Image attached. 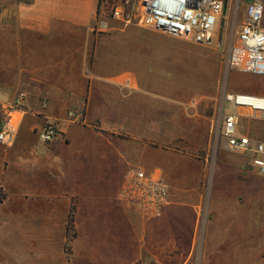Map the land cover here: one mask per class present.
I'll return each instance as SVG.
<instances>
[{"label":"crops","instance_id":"1","mask_svg":"<svg viewBox=\"0 0 264 264\" xmlns=\"http://www.w3.org/2000/svg\"><path fill=\"white\" fill-rule=\"evenodd\" d=\"M98 5L31 0L0 11V115L27 96L24 112H12L15 142L0 145L7 199H39L45 231L59 211L67 230L74 209L89 264H264V194L225 204L234 217L226 229L213 219L202 256L195 254L217 52L136 23L112 20L100 32ZM252 121L243 118L245 133L264 140V124L255 129ZM47 123L59 135L45 143L39 133ZM132 166L166 180L160 217L120 197Z\"/></svg>","mask_w":264,"mask_h":264},{"label":"built area","instance_id":"2","mask_svg":"<svg viewBox=\"0 0 264 264\" xmlns=\"http://www.w3.org/2000/svg\"><path fill=\"white\" fill-rule=\"evenodd\" d=\"M227 7V0H140L137 22L144 29L163 32L173 37L187 39L197 45H207L213 40L215 30ZM103 8L101 10V13ZM99 15L97 30L110 31V23ZM112 20L132 24L123 5L112 10ZM228 70L264 77V1L251 0L244 17L231 41L226 58ZM27 96L19 94L11 110L0 115V145L11 146L16 139L18 119L12 112H24ZM72 121L84 124V116L70 112ZM243 118L264 122V96L226 91L218 111V124L213 130L216 147L225 140L229 150L252 156V166L264 177V140H255L244 131ZM56 123H47L39 137L45 143L58 137ZM166 180L154 172L132 166L127 171L120 197L142 209L148 216L160 217L169 200ZM207 206L199 209L198 243L207 222Z\"/></svg>","mask_w":264,"mask_h":264},{"label":"rangeland","instance_id":"3","mask_svg":"<svg viewBox=\"0 0 264 264\" xmlns=\"http://www.w3.org/2000/svg\"><path fill=\"white\" fill-rule=\"evenodd\" d=\"M31 0H0V11L18 3ZM251 0H227V7L220 18L213 40L208 51L217 52L219 57V80L209 89L208 102L212 104L209 112L208 148L201 155L207 160L203 180L202 204L207 206V222L200 233V242L195 249L196 256H202L205 246L206 232L213 219L219 220V228L226 229V219L234 217L232 211L224 208L233 199H241L244 195L255 193L264 194V178L257 168L252 166V157L233 152L228 149L225 140L220 139L216 147L213 143V130L218 124V111L222 95L226 91L252 92L263 91L264 82L258 77L247 73L230 71L226 67V58L230 52L232 38L244 17L246 5ZM264 1V0H263ZM140 0H106L103 4L101 18L112 21V10L117 5H123L125 12L137 22L138 5ZM111 24V23H110ZM206 46V45H201ZM214 50V51H213ZM258 129L264 122L252 121ZM254 123H251V127ZM248 125L244 124V130ZM259 126V127H258ZM254 181L249 185L248 180ZM252 189H254L252 191ZM7 192L0 188V264H89L86 252H82L85 233L79 231L76 222L71 238L67 230H61V223L67 222L63 212L54 214L53 231H45L42 226L44 218L40 215L41 201L37 198L27 201L8 200ZM247 197H244L246 199ZM55 204V202H54ZM72 204V202H69ZM78 206L80 202L74 201ZM199 207V209H200ZM226 211L229 213H226ZM56 212V211H55ZM232 213V216H230ZM82 237V238H81ZM262 249L258 253L261 254ZM244 253H247L245 250ZM219 255L221 250L219 248Z\"/></svg>","mask_w":264,"mask_h":264},{"label":"trees","instance_id":"4","mask_svg":"<svg viewBox=\"0 0 264 264\" xmlns=\"http://www.w3.org/2000/svg\"><path fill=\"white\" fill-rule=\"evenodd\" d=\"M106 0H99V5H98V14L100 15L103 4L105 3ZM75 211L74 209L70 212L69 214V218H68V228H67V234L71 237V238H76V234L72 233V230L74 228V215Z\"/></svg>","mask_w":264,"mask_h":264}]
</instances>
